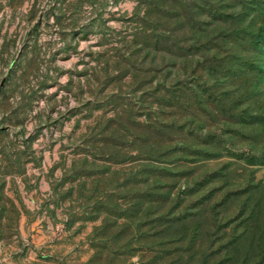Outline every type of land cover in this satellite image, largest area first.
Returning <instances> with one entry per match:
<instances>
[{
    "label": "rangeland",
    "instance_id": "1",
    "mask_svg": "<svg viewBox=\"0 0 264 264\" xmlns=\"http://www.w3.org/2000/svg\"><path fill=\"white\" fill-rule=\"evenodd\" d=\"M0 264H264V0H0Z\"/></svg>",
    "mask_w": 264,
    "mask_h": 264
}]
</instances>
